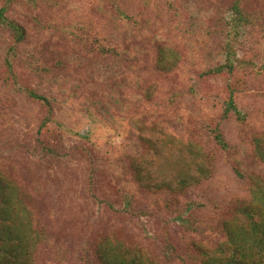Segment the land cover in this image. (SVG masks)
<instances>
[{
    "label": "rangeland",
    "instance_id": "374dc122",
    "mask_svg": "<svg viewBox=\"0 0 264 264\" xmlns=\"http://www.w3.org/2000/svg\"><path fill=\"white\" fill-rule=\"evenodd\" d=\"M38 1L26 15L29 7L20 0L15 15L32 43L43 45L32 51L46 50L47 66L59 72L38 73L40 64L20 61L16 76L9 74L10 34L0 28V175L21 191V205L44 235L38 260L99 264L98 246L117 239L142 246L162 264H191L182 259L193 244L216 239L227 212L250 200L248 176L264 174L250 141L252 131L264 134V0H250L261 22L239 35L229 27L234 0H119L137 18L134 27L116 17L108 0ZM106 35L121 50L105 57L93 47ZM63 40L68 43L57 57L53 44ZM227 42L241 67L232 75H206L225 63ZM161 44L181 56L173 75H154ZM227 85L237 89L246 127L233 114L220 117ZM25 89L52 102L44 129L46 108ZM173 92L177 97L169 101ZM217 123L225 150L213 139ZM46 130L48 139L40 135ZM190 144L212 158L205 163L211 174L182 192L155 191L165 182L175 187ZM49 145L56 153L45 150ZM143 184L152 191L144 192Z\"/></svg>",
    "mask_w": 264,
    "mask_h": 264
},
{
    "label": "trees",
    "instance_id": "16d2710c",
    "mask_svg": "<svg viewBox=\"0 0 264 264\" xmlns=\"http://www.w3.org/2000/svg\"><path fill=\"white\" fill-rule=\"evenodd\" d=\"M19 1L0 0V28H5L9 31L11 41L5 57L4 66L6 71L16 76L17 68L22 63L20 61H23L24 64L31 67L40 64L37 67L40 70L38 73L43 72L54 75L59 71L47 66V57L44 54L46 50L41 51V53L32 51L43 45L39 44L38 41L34 45L23 22L17 19L15 14L22 7L20 3H17ZM23 1L29 7L26 15L30 14V10H34V6L38 7L42 3L38 0ZM108 1L110 2V8L116 12V17L118 16L121 22L126 25L130 24L132 27L138 24L137 18L128 13L124 7H121L119 0ZM249 2L251 1L234 0L229 10L232 15L229 27L232 30L231 32L236 35L242 34L246 29H254L257 23L261 22V17L258 13L260 8L259 11L254 9L252 5H249ZM183 32L186 34L187 29ZM72 36L78 37L74 34ZM114 40L111 36L106 35L103 39L104 44H101V42L95 43L96 46L93 48L97 49L102 56H109V54L121 50V46L115 43ZM39 42L42 43V41ZM67 43L66 40H63L60 41V45L53 44L57 57L62 56ZM43 44L46 45L45 42ZM225 47L227 49L225 63L207 70L205 72L206 75H232L241 67L240 62L237 63L233 42H227ZM154 55V75H173L181 62V56L171 45L162 46L161 44L155 46ZM17 62L18 65L16 64ZM56 67H60L58 58ZM33 69L36 68L34 67ZM34 71H37V69ZM258 71L261 70L257 69L256 72ZM25 92L30 98L40 102L46 108V115L40 125V130L44 129L52 121L53 105L51 100L32 89H25ZM153 92L154 90H150L149 94L151 95ZM190 92L195 94L193 89H190ZM226 92L227 99L223 103V110L220 111L221 119H226L230 113L234 115L242 127H246L248 124L247 116L241 113L234 99L237 89L227 85ZM167 97L169 101H172L174 97H177V93H170ZM149 100L151 99L149 98ZM211 131L216 144L224 150L227 149L228 145L220 130V123H217ZM46 133L47 130L44 133L40 132V135L48 139L49 135L47 138ZM52 134L54 133L51 131L50 138H56ZM242 135L249 136L247 131L246 133L242 132ZM250 141L253 145L255 157L264 163V134L259 131H252ZM46 149L49 154L56 153L53 145L46 146ZM188 153L191 156L186 158L189 164L179 176L175 187L173 188L171 183L165 182L162 186L156 185L154 187L156 188L155 191L160 193L167 190L171 193L182 192L191 184L197 183L201 178H206L211 174L210 168L206 167L205 163L211 162L212 158L205 154L198 145L190 144ZM134 170L136 178L141 180L139 168ZM233 170L240 178L244 177L243 170L238 165H234ZM248 179L251 191L250 200L237 202L234 208L228 211L227 216L221 221L216 239L211 237L212 241L207 238L204 241L202 239L203 242H195L193 247H191V251L187 254V259H182L183 263L264 264V174L251 173ZM143 189L144 192L152 191V187L147 184H143ZM20 192L17 187L6 182V179L0 175V264H41L38 260L37 249L41 241L45 240L43 239L44 235L34 229V224L30 221L29 211L21 205L23 202ZM181 222L185 223V221ZM191 230L195 232L194 229ZM96 256L99 264H162L160 258L155 257L142 246L117 239H107L100 244L97 248Z\"/></svg>",
    "mask_w": 264,
    "mask_h": 264
}]
</instances>
